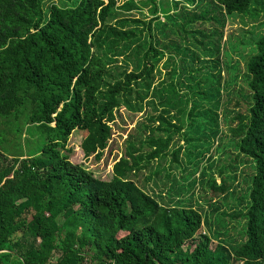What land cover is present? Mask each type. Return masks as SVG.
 I'll return each instance as SVG.
<instances>
[{"label": "trees", "instance_id": "trees-1", "mask_svg": "<svg viewBox=\"0 0 264 264\" xmlns=\"http://www.w3.org/2000/svg\"><path fill=\"white\" fill-rule=\"evenodd\" d=\"M43 1L0 0V264H264V37L228 87L233 37L224 44L217 28L254 0H66L46 12ZM163 59L172 81L155 84ZM209 62L216 79L203 77ZM184 89L186 117L154 106L110 180L71 161L74 131L99 160L122 107L145 112L158 93ZM201 124L217 148L182 167L181 135ZM33 133L41 145L29 151L22 139Z\"/></svg>", "mask_w": 264, "mask_h": 264}, {"label": "rangeland", "instance_id": "rangeland-1", "mask_svg": "<svg viewBox=\"0 0 264 264\" xmlns=\"http://www.w3.org/2000/svg\"><path fill=\"white\" fill-rule=\"evenodd\" d=\"M66 0H44L43 1V10L48 11L50 2H55L58 4H63ZM69 2H75V0H70ZM208 2V0H207ZM206 2V3H207ZM168 3L171 4V6L174 8V2L171 0H168ZM210 3V2H208ZM181 4H184V2H181ZM212 4V3H211ZM189 9H192V7H186L181 8L180 12H188ZM180 10V9H179ZM144 12L145 14L149 13V6L144 7ZM184 12V13H185ZM131 14H135L140 16L139 12H133ZM177 14V13H176ZM186 14V13H185ZM236 14L230 15L228 19L225 22V27L217 26V25H211L210 23H207L205 26V29L207 32L212 31L216 26L217 28L219 27L223 31V37L221 39V42H224V44H227L228 40L232 36L233 39L230 40L228 44L230 46L228 47L229 52L227 51L226 55V61H227V68H228V87L229 86H234L238 83H240V79L242 77V73L245 70L246 67L244 65L249 62L251 59L252 55H254L255 52V46L258 40L261 37H264V0H254L253 3L250 6V11L248 13L244 14ZM149 18L151 15H148ZM160 19L164 20V17L160 15ZM178 20L183 21L181 17H179ZM246 29V30H245ZM158 41L161 43L163 40V35L158 31ZM165 41V40H164ZM163 43V42H162ZM166 41L163 43L165 44ZM161 44V45H163ZM218 52V51H217ZM223 51H220L216 54V56H219L221 58L219 69L221 70V84L224 82L225 79V74L226 69L225 66H223ZM215 56V58H216ZM165 59H163L160 62L159 68L161 69V74L159 72L156 73L155 76V84L158 82H162L163 80L166 81V84L170 83L172 80L168 78V75L166 72L170 69L166 68L164 66ZM242 68V72H241ZM212 72L214 73L215 79L218 77V69L213 67V63H203V77L205 79H210V74L205 73V72ZM212 78V77H211ZM214 78V77H213ZM174 82H177L175 78H173ZM188 89H184L181 93L177 95H171L168 92L165 93H158L157 98L154 99V103L150 104L148 106L146 104V110L137 112L136 114H132L129 111H127L125 108H121L117 114L116 121L113 123V130H112V139L110 141V144L106 151L104 152V155L101 159H96L94 156H86V152L83 149V141L85 138L84 133L81 130H76L73 132V134L70 136L69 142H68V147L71 148V151L69 152V156L71 161H73L76 164H80L87 169L93 171L94 175L99 177L100 179L103 180H110L113 177V165L114 163L118 160L119 157H121L124 154L126 143L125 140L128 136V133L133 130L136 125L142 121V122H147L146 120V114L147 112L151 113L153 112V107L157 106L158 110H155V114L160 113L159 111L161 110L162 107L165 108H171L172 109V114L177 115L176 119H184L186 117L185 114H187L189 107H190V96L188 93H186ZM165 98V103L168 105H160L158 102L160 99L163 101ZM213 102H216L214 99L212 100ZM157 102V103H156ZM154 104V105H153ZM170 104H174L173 107H170ZM210 108L215 109L214 104H210ZM205 106H207V103H205ZM175 109V110H174ZM219 123L218 127L221 128L220 135L222 132L225 130V121H222V117L225 116V119L227 117V112L226 108L223 106L219 107ZM218 112V110H217ZM212 113V112H210ZM176 121V120H175ZM181 124V123H180ZM202 124L197 126L195 125L194 127H190L188 133L184 135L182 133V137H185L188 140L187 146L188 150L185 153L184 163L182 164L184 167L189 163V161H196L198 159L197 155H200L202 151L211 150L213 151L215 148H217L216 139L214 140V137L210 135V126L207 127ZM226 132V131H225ZM178 138L174 142V147L177 146V142L179 141L180 144H183L184 140L183 138ZM225 135L222 134L221 139L218 140V142H221L220 149L222 147L227 146L226 142L223 145ZM22 142L25 146V148L29 151L36 150L38 147L41 145V138L40 135L38 134H27L23 137ZM217 142V143H218ZM230 139H229V146H230ZM179 145V144H178ZM173 147V148H174ZM232 149V147H231ZM218 154L215 156V161L218 158ZM181 159V161H182ZM228 160H225L223 163H226ZM178 165V164H177ZM190 168L188 169L187 173L189 174ZM147 172L138 175V180L145 184V176ZM138 181L137 179H135ZM218 181H220V177L218 176ZM141 185V183H139ZM146 185V184H145ZM144 186V185H143ZM147 187V186H146ZM148 188L152 189L156 188L154 185H152V182L149 183ZM195 193L197 196L199 194V191L196 186ZM203 208L206 209L205 202H203ZM222 210H227L226 206L221 204ZM208 215L211 217L210 213ZM205 228L203 227L202 231H204ZM216 244V241L213 242V245Z\"/></svg>", "mask_w": 264, "mask_h": 264}, {"label": "built area", "instance_id": "built-area-1", "mask_svg": "<svg viewBox=\"0 0 264 264\" xmlns=\"http://www.w3.org/2000/svg\"><path fill=\"white\" fill-rule=\"evenodd\" d=\"M177 1H182V0H177Z\"/></svg>", "mask_w": 264, "mask_h": 264}]
</instances>
